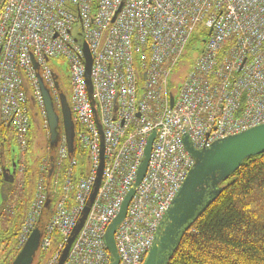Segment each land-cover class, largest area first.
<instances>
[{
    "label": "built area",
    "instance_id": "built-area-1",
    "mask_svg": "<svg viewBox=\"0 0 264 264\" xmlns=\"http://www.w3.org/2000/svg\"><path fill=\"white\" fill-rule=\"evenodd\" d=\"M192 36L203 39L201 53L170 107L169 78ZM83 42L92 59L90 79L103 128L104 166L94 202L64 264H109L106 228L132 189L147 140L156 133L145 176L114 235L119 264H143L194 165L183 138L201 151L264 124V0L4 1L0 179L13 171V183L24 198L15 239L18 251L38 219L50 214L38 248L39 255H46L43 264H58L99 166ZM63 76L69 82L67 104L74 125L71 157L60 114ZM42 88L62 131L53 165L34 159L27 187L24 161L30 155L34 118L44 124L50 142ZM75 154L86 157L85 168L77 166Z\"/></svg>",
    "mask_w": 264,
    "mask_h": 264
},
{
    "label": "water",
    "instance_id": "water-1",
    "mask_svg": "<svg viewBox=\"0 0 264 264\" xmlns=\"http://www.w3.org/2000/svg\"><path fill=\"white\" fill-rule=\"evenodd\" d=\"M5 0H0V9ZM84 56V76L87 86V94L99 135V166L96 172L94 185L90 196L82 210L74 229L66 240L65 246L58 260V264H64L69 254L71 245L80 232L89 210L94 202L100 186L103 166H104V138L103 128L100 124L97 107L93 98V87L90 79L92 59L85 42L82 44ZM57 80L56 77H54ZM42 96L46 113L47 126L49 131L50 147H54L57 142L58 117L54 112L52 101L47 92L42 88ZM60 114L64 136L67 144L68 156L73 153L74 125L71 119V112L64 95H60ZM173 105V97H170V107ZM156 133H152L147 140L142 160L135 183L132 189L124 198L120 210L115 219L106 228L103 240L109 255V264H119V256L116 248L114 235L120 229L127 213L128 205L134 196L137 187L140 185L147 170V164L152 148V143ZM185 150L194 161L192 169L189 171L175 199L165 213L154 236L153 244L148 251L143 264H166L178 238L191 220L197 215L203 205L209 206L210 199L217 196V187L235 173L242 163L252 157L264 154V124L249 129L241 134L228 137L215 142L209 149L195 151L189 144L187 137L183 138ZM13 174L4 178L1 188V199L4 201L9 184L13 183ZM207 198V201L205 200ZM4 209V203L0 204V215ZM50 214H43L37 221L35 229L29 236L26 243L18 251L11 264H32L39 248L43 228ZM167 254V255H166Z\"/></svg>",
    "mask_w": 264,
    "mask_h": 264
},
{
    "label": "trees",
    "instance_id": "trees-1",
    "mask_svg": "<svg viewBox=\"0 0 264 264\" xmlns=\"http://www.w3.org/2000/svg\"><path fill=\"white\" fill-rule=\"evenodd\" d=\"M199 34L204 37V33ZM202 45L203 39L191 37L171 72L168 82L170 96L176 97L181 82L200 55ZM62 93L67 99L65 92ZM61 131L60 126L57 128V139ZM31 148L32 141L29 152ZM75 157L77 166L85 168L86 157L81 154H75ZM43 159L53 165L55 148L50 147L49 142ZM33 161L25 160L27 187L31 186L35 167ZM3 184V179H0V193ZM217 190L219 194L211 197L210 205H203L182 231L166 264H264V154L246 159L235 173L219 184ZM21 195L13 183L2 201L5 209L1 214L9 223V229L3 234L7 237L4 241L12 239L7 251L14 257L18 253L15 239L25 209ZM45 257V254L35 256V264H43Z\"/></svg>",
    "mask_w": 264,
    "mask_h": 264
},
{
    "label": "rangeland",
    "instance_id": "rangeland-1",
    "mask_svg": "<svg viewBox=\"0 0 264 264\" xmlns=\"http://www.w3.org/2000/svg\"><path fill=\"white\" fill-rule=\"evenodd\" d=\"M198 31H199V29H197V32ZM68 84H69L68 79L65 76H63V79L60 81L59 85L63 88L65 94L67 95V99L69 102V86H68ZM32 113H35L34 110H32ZM35 114L33 116L36 117L37 113H35ZM43 126H44V124L41 123L39 118H34V124L32 125V148L30 150V156H32V158H30V160H34V159L39 160V159L43 158V155L45 154L48 139H47V132L43 128ZM13 147H15V146H13ZM7 149H6V151H8ZM8 154H9V152L6 154V157L8 156ZM8 188H7L6 194L8 193ZM0 195H1V193H0ZM0 201H1V197H0ZM1 203H2V201L0 202V204ZM4 209H5V205H4ZM3 234H4V229L0 228V261L3 260L4 256L10 252V251H7V246L11 245V243H12L11 238H9L10 242L4 241V240H7L6 239L7 237L5 238V236ZM2 236H4V237L2 238ZM37 255H39L38 251L36 252L35 256H37ZM8 256H9V258H8L7 264H11L15 257L13 254H11V255L8 254ZM35 262L36 261L34 260L32 264H35Z\"/></svg>",
    "mask_w": 264,
    "mask_h": 264
},
{
    "label": "flooded vegetation",
    "instance_id": "flooded-vegetation-1",
    "mask_svg": "<svg viewBox=\"0 0 264 264\" xmlns=\"http://www.w3.org/2000/svg\"><path fill=\"white\" fill-rule=\"evenodd\" d=\"M58 117V126L60 125V118L59 115L56 114ZM8 219L4 216L2 217V214L0 215V228L4 229V231L9 229V223L7 221ZM20 226V224H19ZM167 255V254H166ZM8 254L4 256V259L0 261V264H7L8 263Z\"/></svg>",
    "mask_w": 264,
    "mask_h": 264
},
{
    "label": "crops",
    "instance_id": "crops-1",
    "mask_svg": "<svg viewBox=\"0 0 264 264\" xmlns=\"http://www.w3.org/2000/svg\"><path fill=\"white\" fill-rule=\"evenodd\" d=\"M49 144H50V142H49ZM13 155H15V154H13ZM13 155H12V156H13ZM15 157H16V156H15ZM15 157H14V158H15ZM30 158H32V156H30V155L25 156V160H26V161H29ZM10 160H11V156H10ZM21 161H23V160H21ZM24 162H25V161H24ZM11 170H12V169H11ZM11 173H13V171H12ZM13 181H14V180H13ZM10 185H11V184H9L8 187H9ZM1 201H2V199H1Z\"/></svg>",
    "mask_w": 264,
    "mask_h": 264
}]
</instances>
